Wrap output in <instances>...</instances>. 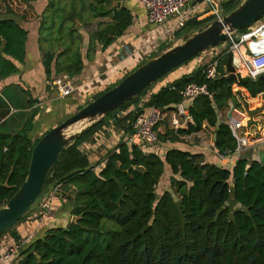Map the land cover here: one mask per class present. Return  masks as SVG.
Returning <instances> with one entry per match:
<instances>
[{
    "label": "trees",
    "instance_id": "1",
    "mask_svg": "<svg viewBox=\"0 0 264 264\" xmlns=\"http://www.w3.org/2000/svg\"><path fill=\"white\" fill-rule=\"evenodd\" d=\"M115 1L122 4L116 6ZM123 1H48L39 26L40 35L46 31L43 42L56 49L47 50L42 56L47 79L62 73L70 77L80 74L84 58L90 61L97 50L104 51L125 34L133 16ZM239 3L240 0L222 1L223 14ZM212 18L213 15L202 20L191 18L175 34L181 37ZM95 19L97 27L87 32L83 52V26ZM77 21L80 27L75 28ZM245 32L246 28L236 31ZM26 36L27 31L13 19H0V76L16 70L9 57L24 60ZM229 45L217 56L215 79H206L202 73L204 65H199L150 93L138 105L152 88L150 85L61 151L42 189L50 190L60 184L59 195L76 218L35 236L22 248L16 264H264V164L250 159L248 151L229 167L204 161L200 152L162 146L181 141L179 136L198 132L205 124L214 129L213 142L218 153L233 152L236 140L221 115L228 101L245 111L257 107L264 99V80L237 83L235 90L234 80L227 77L226 71ZM168 47L161 43L158 52L150 57ZM188 82L206 83L212 98L200 95L183 99L179 92ZM180 102L192 123L187 128H167L158 133L161 150L156 153L121 141L101 166V161L91 163L80 149L84 143H93L104 125L112 123L115 129L132 133L133 119L146 108L155 106L168 112ZM132 104L134 109L121 115ZM37 111L35 108L15 133H0V207L25 180L32 148L42 136L33 142L28 138ZM163 178H167V187L157 191ZM15 225L4 233L11 232L19 239L13 231Z\"/></svg>",
    "mask_w": 264,
    "mask_h": 264
},
{
    "label": "crops",
    "instance_id": "2",
    "mask_svg": "<svg viewBox=\"0 0 264 264\" xmlns=\"http://www.w3.org/2000/svg\"><path fill=\"white\" fill-rule=\"evenodd\" d=\"M48 1L49 0H0V19L11 18L27 31L25 40L26 54L24 60L19 62L9 57L14 63L16 70L8 76H0V133L4 135L13 134L21 129L25 121L29 120L31 112L36 108L38 111L33 116L32 127L28 132V138L31 142L43 135L49 128L55 126L56 119H61L62 117L65 119V117H68L70 115L67 114L69 105H76L81 101L79 98H77V101L76 99L74 100V97L59 96L55 88L47 84V81L52 78H46L42 64V56L47 50L55 51L56 49L54 46L50 47V45L43 42V35H40L39 26L41 14ZM123 4L130 10L133 16L132 25L126 30L123 36L118 38L104 51L97 50L90 61L84 58L82 71L80 74L72 77L73 81H79L77 91L84 92L83 97L90 95L93 99L94 96L112 86L136 67V65L141 62L142 56H144V53H136L138 48L147 49L148 43L155 40L157 36H173V33L175 34V31L173 32V30L170 29L173 20L170 19L161 25H152L147 22L145 8L139 1L124 0ZM206 5L207 4L203 3L201 0H193L190 2L186 7L192 11L188 20L191 18L202 20L207 17L210 13V7ZM96 27L97 26H95V29ZM94 30L88 31L83 29V52L87 39L86 34ZM135 36L137 37L135 38ZM126 45H129V52L132 49L131 53L126 54L124 52L121 54L122 49H124ZM135 45H137L138 48ZM211 49H213L214 52H206V50L201 53V56H196L191 64L182 65L167 74L154 86L152 92H156L161 86L171 83L173 80L180 78L183 74H189L197 67L196 65H202L203 59H206L203 64L205 65L210 61L213 55L219 54L221 51H218L216 47H211ZM146 51H148L146 52L148 56L153 54L152 50ZM201 57L205 58L201 59ZM185 67L186 69L184 70L183 68ZM85 93L87 94L85 95ZM147 97L142 98L138 105H141L143 100ZM82 102L84 101L82 100ZM134 107V104L129 106L126 111L121 112V115L133 110ZM262 122L264 121L261 120L260 124H262ZM166 129V125H159L157 133H163ZM258 131V129L252 128L251 133L254 134L251 139L252 145L246 151L250 153L252 160H257L264 164V142L258 141ZM206 132L209 134V137H205ZM127 134L129 133L123 130H117L113 127L112 123H109L98 131L94 136L95 140L93 143H84L80 146V149L86 153L91 163L101 161L100 165L102 166L107 154L116 149L119 142H125ZM213 135L214 129L204 124L200 131L181 136V141L163 143L162 146L169 144L173 147L189 149L192 152H200L203 154L204 161L232 167L236 159L229 161L220 157L218 150L214 147ZM194 138H198V142L194 143V141H192ZM158 145L159 151L161 150L160 143ZM140 147L142 148V145ZM165 173H167V170H165ZM46 192H48V190H46ZM45 194L43 196H45ZM43 196L41 198H43ZM41 200L30 208L26 218L15 225V230L13 231L16 232L20 238L24 237V235L30 231L31 222L35 223L34 218L41 211ZM56 204L57 206L52 212V215L35 229L33 239L35 236L42 234L48 227L65 226L69 220H72L69 204L65 200L58 201ZM25 245H27V243L23 246ZM12 264H16V262Z\"/></svg>",
    "mask_w": 264,
    "mask_h": 264
},
{
    "label": "built area",
    "instance_id": "3",
    "mask_svg": "<svg viewBox=\"0 0 264 264\" xmlns=\"http://www.w3.org/2000/svg\"><path fill=\"white\" fill-rule=\"evenodd\" d=\"M145 8L147 22L152 25H161L168 20H173L171 28L176 31L182 28L192 11L187 9V5L193 0H137ZM210 7V13L216 19H221L223 12L220 3L224 0H201ZM258 25L254 27V25ZM230 33L227 39L230 42L228 51L232 53V60L236 70L247 75L251 80L257 79L264 74V16L251 26L246 28L245 33H236L237 36L232 38ZM226 40L223 45L227 47ZM225 47V48H226ZM243 48V51L241 50ZM219 54L213 55L210 61L204 65L202 73L206 79H215L218 75V59ZM72 77L65 73L59 74L47 81L52 85L59 96L65 97L77 90L73 84ZM233 88L237 89V84H233ZM183 99H191L200 95L212 98L206 83L188 82L180 90ZM250 110H254L251 112ZM259 116V117H258ZM188 117H191L182 102L176 105V108L164 112L155 106L146 108L143 112L137 114L131 123L132 133L125 137L128 144L142 145V149L146 152H157L159 149L157 129L161 122L166 118L173 130L183 128ZM222 120L229 127L232 136L236 140L233 152L220 154L222 159L232 161L239 157L252 145L251 139L254 134L251 133L252 128L258 129V141L264 142V99L253 109L247 111L235 107L231 101H228L227 109L221 115ZM260 121H259V119ZM192 123V122H191ZM60 184L54 185L43 196L41 200V211L38 213L34 222H31V229L24 237L15 239L11 234L0 236V264H12L17 262L21 257L23 245L33 239L35 229L39 224L48 219L57 206V202L65 200L59 195ZM26 218V217H25ZM28 221V220H27Z\"/></svg>",
    "mask_w": 264,
    "mask_h": 264
},
{
    "label": "water",
    "instance_id": "4",
    "mask_svg": "<svg viewBox=\"0 0 264 264\" xmlns=\"http://www.w3.org/2000/svg\"><path fill=\"white\" fill-rule=\"evenodd\" d=\"M114 5L120 6L121 2L115 1ZM263 16L264 0H242L232 11L223 14L221 19H214L190 30L173 45L147 58L113 87L45 132L32 148L25 180L6 204L0 207V236L29 213L31 205L42 191L48 172L57 165L61 151L77 136L124 103L138 97L143 90L184 62L207 48L222 44L230 33L251 26ZM78 25L77 21L75 28ZM226 71L227 77L234 80V84H244L251 80L236 70L231 52L228 53ZM258 78L264 80V74ZM79 122L83 125L72 131L73 126ZM191 122V117H188L183 128H187ZM244 155L242 152L238 158ZM249 157L252 159L251 155ZM233 197L234 190L231 189L230 198ZM75 218L72 216V221Z\"/></svg>",
    "mask_w": 264,
    "mask_h": 264
},
{
    "label": "rangeland",
    "instance_id": "5",
    "mask_svg": "<svg viewBox=\"0 0 264 264\" xmlns=\"http://www.w3.org/2000/svg\"><path fill=\"white\" fill-rule=\"evenodd\" d=\"M242 0H240V2H241ZM207 6V5H206ZM131 9H132V6H131ZM209 15H212L211 13H209ZM208 15V16H209ZM214 19H216V18H212L210 21H212V20H214ZM262 19V18H261ZM260 19V20H261ZM97 21H98V19H95V20H93V21H91L89 24H87L86 26H83V28L84 29H86V30H88V31H91V30H94L95 29V26H96V23H97ZM209 21V22H210ZM78 27H80V23L78 22ZM258 25V23L256 24V25H254V27H256ZM174 32V31H173ZM44 33H46V31L45 32H43L42 31V34L44 35ZM164 36V37H163ZM237 36V34L235 33V34H232V38H235ZM137 36H135V38H136ZM179 38H180V36L178 37V35H176V34H174L173 33V36H170V35H162L161 37H158L157 36V38L155 39V40H153L152 42H150V43H148V48L146 49V48H138V46L137 45H135V46H137V50H136V53H140V54H142V53H144V56H142V60H146L147 58H149L150 57V55L148 56V54H146V52H148V51H146V50H152V53H155V52H158V45H160L161 43H164V44H166L167 46H171V45H173L174 43H176L178 40H179ZM136 40V39H135ZM227 41H228V43L226 44V45H228L230 42H229V40L227 39ZM224 43V42H223ZM223 43L222 44H220V45H218V46H215L216 48H217V50L218 51H220V50H222V49H224L226 46L225 45H223ZM128 46L129 45H126V47L124 48V49H122V52H121V54L122 53H126V54H129V53H131V51H132V49L130 50V52H129V48H128ZM132 48V47H131ZM207 50V51H206ZM204 51H206V52H214V50L213 49H211V47L210 48H207V49H205ZM204 51H202V52H204ZM202 52H200L197 56H201V53ZM151 53V54H152ZM196 57V56H195ZM195 57H193L191 60H189L188 62H186V63H183L182 65L183 66H185L186 64H191L192 63V60L195 58ZM203 58H205V57H201V59H203ZM207 58V57H206ZM141 60V61H142ZM206 61V59H203V61H202V65L204 64V62ZM182 65H180V66H182ZM179 66V67H180ZM196 66H198V65H196ZM178 68V67H177ZM177 68H175L174 70H176ZM184 70L186 69V67L185 68H183ZM172 72V71H171ZM163 79V78H162ZM161 79V80H162ZM160 80H158L157 82H155V83H153L152 84V88L151 89H149L148 91H147V94L146 95H144L143 97L145 98V97H147V95L148 94H150L151 92H152V89L154 88V86L156 85V84H158V82H159ZM74 85H76V86H78L79 85V81H74V83H73ZM95 85V84H94ZM24 91H26V90H24ZM26 92H28V91H26ZM78 92H80V93H78ZM84 93V92H83ZM83 93L81 92V91H74L72 94H70V95H68L67 97H69V98H73L74 97V100L76 99L77 100V98H79L81 101H79L76 105H69L68 106V108H67V114H73V113H75L78 109H80L82 106H84L85 104H87L89 101H91L92 100V96H90V95H86L87 93H85V95L87 96V97H83ZM83 97V98H82ZM82 100L84 101V102H82ZM78 101V100H77ZM133 105V104H132ZM131 106V105H130ZM80 107V108H79ZM66 114V115H67ZM69 115V116H70ZM65 117V116H64ZM65 118H67V117H65ZM57 121L55 122L56 123V125L58 124V123H60L61 121H63L64 120V118L62 117L61 119L60 118H58V119H56ZM160 125H166V127L168 128V129H171V130H173L172 129V127H171V125H170V123H169V120H167V118L163 121V122H161V124ZM181 136H183V135H181ZM181 136H179V138H182ZM209 137V134L206 132V135H205V137ZM198 138H194V140H192V141H194V143L195 142H198V140H197ZM184 140V139H183ZM191 141V142H192ZM263 162H264V160H263ZM167 178H163L159 183H158V185H157V191H159V190H164L166 187H167ZM45 193H47L46 192V190L45 189H42V191H41V193L39 194V196L37 197V199L35 200V202L31 205V207L32 206H34L35 204H37V202L39 201V200H41L42 198V196L45 194ZM15 230V229H14ZM5 234H11V232H6V233H4L3 235H5Z\"/></svg>",
    "mask_w": 264,
    "mask_h": 264
},
{
    "label": "bare ground",
    "instance_id": "6",
    "mask_svg": "<svg viewBox=\"0 0 264 264\" xmlns=\"http://www.w3.org/2000/svg\"><path fill=\"white\" fill-rule=\"evenodd\" d=\"M241 50L243 51V48H241ZM82 125H83V123H82V122H79V123L75 124L71 130H72V131H76V130H78Z\"/></svg>",
    "mask_w": 264,
    "mask_h": 264
}]
</instances>
